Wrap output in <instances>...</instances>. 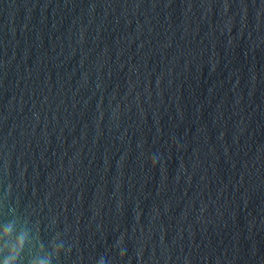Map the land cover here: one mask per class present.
I'll use <instances>...</instances> for the list:
<instances>
[{
	"label": "water",
	"instance_id": "obj_1",
	"mask_svg": "<svg viewBox=\"0 0 264 264\" xmlns=\"http://www.w3.org/2000/svg\"><path fill=\"white\" fill-rule=\"evenodd\" d=\"M0 264H264V0H0Z\"/></svg>",
	"mask_w": 264,
	"mask_h": 264
},
{
	"label": "snow or ice",
	"instance_id": "obj_2",
	"mask_svg": "<svg viewBox=\"0 0 264 264\" xmlns=\"http://www.w3.org/2000/svg\"><path fill=\"white\" fill-rule=\"evenodd\" d=\"M9 219V216L0 211V243L4 242V240L6 239V236L3 234V230L7 225V221ZM3 257L0 256V259H2Z\"/></svg>",
	"mask_w": 264,
	"mask_h": 264
}]
</instances>
